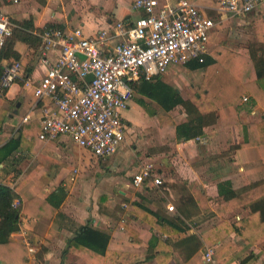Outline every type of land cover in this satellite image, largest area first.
I'll use <instances>...</instances> for the list:
<instances>
[{
    "label": "crops",
    "instance_id": "obj_1",
    "mask_svg": "<svg viewBox=\"0 0 264 264\" xmlns=\"http://www.w3.org/2000/svg\"><path fill=\"white\" fill-rule=\"evenodd\" d=\"M195 2L208 15H216L209 51L222 46L238 54L243 58L237 62L241 73L244 76L246 74L245 78L252 77L255 68L250 57V45L257 37L255 23L258 18L247 17L245 14L233 16L219 11L218 0ZM133 3L134 0H0V13L8 15L14 24L31 20L34 33L53 25L68 32L81 28L85 35H93L115 21L139 16L141 12L134 9ZM256 11L259 16L264 15V3ZM252 19L255 20L250 30L249 23ZM15 47L21 54L26 74L42 76L45 66L40 61L38 50L31 51L23 41H17ZM205 73L206 67L203 66L190 68L186 64L172 65L154 81L174 87L184 99H194L196 95L200 96ZM196 87L199 91L190 97L187 89ZM149 91L148 85L142 83L135 92L130 107L125 112L129 131L133 124L139 123V117L142 116L146 119L145 124L152 119L166 122L168 126L171 124L170 119L176 124L187 121V114L181 105L166 110L158 98H152ZM247 94L251 95L250 92ZM155 95L161 97V92ZM243 96L245 95L233 105L220 110L219 115L222 112L246 118V125L248 122L262 121L264 108L259 102L251 100L249 109L235 110V107L249 102L243 101ZM45 105L55 109L49 100L35 98L20 80L0 95V110L4 109L6 112V120L0 129V182L17 187L19 198L16 199V204L31 203L33 201L30 200L35 199L27 207L28 210L21 214L20 229L11 234L13 241L22 242L27 248L29 241L37 248L36 254L27 253L26 264H114L113 260L110 261L107 257L100 259L92 251L69 248L70 240L87 224L109 234L106 251L122 252L119 264H205L204 251L208 246H215L216 257L224 264H264V243H246L235 232L226 234L216 231V226L222 222L233 221L249 213V208H241L227 215L214 213L221 201L218 181L215 184L211 180L206 183V180H201L203 174H197L199 170L193 167L195 174H182V168L179 174H168L163 186L165 190L150 181L136 186L133 183L134 176L121 170L122 164L127 163L126 157L131 153L126 140L115 154L106 159L95 158L90 150L77 145L67 135L41 140L38 137V117L40 108ZM178 108L182 109L179 110L180 114L185 117L180 121L174 117V111ZM29 112L32 118L24 122L23 117ZM221 121H224V125ZM221 121L218 116L216 122L204 126L203 134L186 141L178 137L175 124H171L175 128L178 148L195 143L197 149L194 157L199 156L206 147L211 149V144L214 143H207L209 135L214 133L213 140L218 142L229 128L223 118ZM214 125L219 127L215 128ZM244 129L236 137L233 135L232 142L225 139L221 150H228L230 145L243 142L246 138L245 126ZM20 136V145L10 155L3 157L2 146L11 137ZM180 153L179 151L178 157ZM230 154V157L225 155L221 158L232 159L235 169L231 174H220V180L231 179L235 187H241L264 178V165L257 146L240 147ZM142 157L149 159L151 153ZM75 168L80 170L73 180ZM197 180L201 183L198 188ZM187 190L190 191L189 195L185 193ZM172 201L176 203V212L167 210V204ZM135 202H142L153 210L161 211L163 215L174 217L180 214L190 225L189 232L202 237V247L193 255H189V248L178 245L173 250L158 251V239L164 240L168 235L162 226L148 222L141 210L134 205ZM162 225L169 229L166 224ZM0 264L13 263L0 259Z\"/></svg>",
    "mask_w": 264,
    "mask_h": 264
},
{
    "label": "built area",
    "instance_id": "obj_2",
    "mask_svg": "<svg viewBox=\"0 0 264 264\" xmlns=\"http://www.w3.org/2000/svg\"><path fill=\"white\" fill-rule=\"evenodd\" d=\"M19 2V0H8ZM264 0H218L219 11L242 15L256 11ZM141 14L134 19L115 21L93 35L81 28L65 31L46 26L40 33L38 55L45 72L40 77L26 74L19 61L6 63L0 93L21 80L37 99L49 100L40 108L41 140L69 136L97 159L115 154L126 140L129 124L125 112L141 80H154L170 66L204 61L210 50V36L216 22L192 0H134ZM15 24L0 13V51ZM92 75L93 79H88ZM245 102L249 96H243ZM32 118L31 112L23 117ZM80 168H75L76 179ZM152 181L160 186L162 177L144 166L133 177L136 186ZM170 211H176L168 203ZM175 209V210H174ZM28 252L37 248L29 241ZM205 264H224L215 246L204 251Z\"/></svg>",
    "mask_w": 264,
    "mask_h": 264
},
{
    "label": "trees",
    "instance_id": "obj_3",
    "mask_svg": "<svg viewBox=\"0 0 264 264\" xmlns=\"http://www.w3.org/2000/svg\"><path fill=\"white\" fill-rule=\"evenodd\" d=\"M192 1L195 2V0ZM210 16L215 17L214 20L216 19V15ZM255 24L257 37L251 41L250 45V57L254 62L255 71L249 79L245 80L244 73H241L237 63L242 57L222 46H216L214 50L205 55L204 61L185 63L190 68L206 67L200 96L196 95L194 99H184L174 87L155 82L161 76L156 77L155 81L141 80L139 82L137 89L141 87L142 83L143 85L147 84L152 98L153 96L154 99L158 98L166 110H171L177 105L182 106L187 114V121L176 124L170 119V123L175 124L179 138L189 140L203 134L204 126L216 122L220 110L233 105L246 92H250L252 95V98L248 95L249 102L254 100L261 103L264 108V15H260ZM48 27L54 26L48 25ZM43 30L34 33L31 20L18 22L13 27L12 33L6 36L0 51V82L6 63L15 61L22 63L21 54L15 47L16 42L23 41L31 51H37L41 42L40 33ZM7 89L5 88L0 95ZM158 92H161V97L155 95ZM5 120L6 112L2 109L0 110V129ZM21 139L22 136L11 137L2 146L3 157L10 155L20 145ZM248 146L258 147L260 159L264 165V119L260 122H248L245 140L230 145L228 150H221L219 158L225 155L230 156V152L235 149ZM147 182L149 181L145 183ZM217 188L221 201L215 207L214 213L227 215L241 208H249V213L233 221L222 222L216 226V231L226 234L235 232L243 237L246 243H264V178L241 187H235L231 179H223L218 181ZM17 198H19L17 187L13 188L0 182V259L7 263L26 264L28 248L22 242L13 241L11 234L20 229L21 214L28 210L27 207L35 202V199L30 200L33 201L31 203L16 204ZM134 205L141 210L143 217L148 222L152 225H160L166 231L167 238L158 239L156 247L158 251L173 250L174 246L178 245L189 248V255H193L202 247V237L189 232L190 225L180 214L172 217L163 215L161 211L153 210L142 202H135ZM167 210L170 211L168 208ZM162 224L169 226V229H166ZM109 237L107 232L87 224L70 240L69 248L92 251L100 259L107 257L108 260H113L114 264H119L122 261V252L106 251Z\"/></svg>",
    "mask_w": 264,
    "mask_h": 264
},
{
    "label": "rangeland",
    "instance_id": "obj_4",
    "mask_svg": "<svg viewBox=\"0 0 264 264\" xmlns=\"http://www.w3.org/2000/svg\"><path fill=\"white\" fill-rule=\"evenodd\" d=\"M256 12L257 11H253L250 13H246L245 15L247 17L251 16V18L254 17L256 19L259 16ZM255 19H252L251 22L249 23L250 24L249 27H251L250 30H252V26H253L252 22ZM178 65H183V64H178ZM181 69L185 70L186 68H181ZM247 73L251 74V72L248 71ZM247 79L248 78H245V80ZM188 81L191 80L188 79ZM198 87H196L195 89H187L190 97L194 96L195 93L199 91ZM244 95H249V94H247L246 92ZM250 103L251 102H247L246 104L237 106L235 107V110L237 111L243 108L249 109ZM179 110L182 109L178 108L174 111V117L177 121H180L181 119L185 118L183 114H180ZM220 115H219V120L221 121V119L223 118V120H225L229 125V128H227V131H225V134L223 135L224 137H222L224 140L222 139L218 142H214L215 140V139L213 140L214 133L210 134L207 143H210L211 141L214 144L210 143L212 146L211 149H207L206 147V149L201 151L200 155L197 157H194L195 150L197 149L195 143L189 144L188 146H180L178 148L176 144L175 128L171 126V124H169L168 126L166 122H162L161 120L159 122L158 119H156V121H153V119L151 121L149 120L147 121L148 123L145 124L144 120L146 119H144L143 116L139 117L140 118V120H138L139 123H136L135 125L133 124L130 131L128 129L126 143L129 146L131 153L126 157L127 163L122 164L121 170L130 172V174L133 177L134 174L138 172V170L140 171V169L143 168L144 166H151L152 174L162 177L164 183H166L167 180L166 178L168 177V174H179V172H181L179 171L180 168H182L181 170H184V172H181L182 174H195L192 170V168L195 167L197 170H199L197 174H203L201 180H206V183H208V181L211 180V182L215 184L217 181H219L222 178L220 174L222 175L231 174L232 170L235 169V165L232 164L231 162L232 159L229 158L231 154L229 157L219 158V152L222 149V146H224L225 139L228 140L229 142H232L233 135L234 137H236L238 132L241 131L243 132L245 130L244 126L246 127L245 123L247 122L246 118L240 116L235 117V115L231 113L229 114L223 113ZM214 126L215 128L219 127L216 125ZM214 130L216 131V129ZM210 137H212V139ZM184 150L187 152V154L186 152H184ZM179 151L181 152L180 157H178ZM146 153H151V158L147 159L145 157H142ZM182 156L184 158H182ZM164 183L161 184L159 187L165 190V188L163 187ZM197 183L198 184L196 186L198 188L200 187L201 183H199L198 180ZM194 184L195 182L192 183V185ZM185 193L186 195H189L190 191L187 190V192ZM200 196H203L205 198L203 194H201ZM198 199L200 201V198ZM172 203L176 205L174 201H172ZM172 212H176V211H172Z\"/></svg>",
    "mask_w": 264,
    "mask_h": 264
},
{
    "label": "water",
    "instance_id": "obj_5",
    "mask_svg": "<svg viewBox=\"0 0 264 264\" xmlns=\"http://www.w3.org/2000/svg\"><path fill=\"white\" fill-rule=\"evenodd\" d=\"M88 79L92 80L93 76L92 75H88Z\"/></svg>",
    "mask_w": 264,
    "mask_h": 264
}]
</instances>
